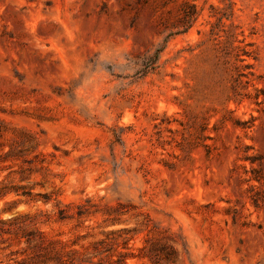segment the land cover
Segmentation results:
<instances>
[{
    "label": "rangeland",
    "instance_id": "1",
    "mask_svg": "<svg viewBox=\"0 0 264 264\" xmlns=\"http://www.w3.org/2000/svg\"><path fill=\"white\" fill-rule=\"evenodd\" d=\"M0 144V264H264V0H0Z\"/></svg>",
    "mask_w": 264,
    "mask_h": 264
},
{
    "label": "trees",
    "instance_id": "2",
    "mask_svg": "<svg viewBox=\"0 0 264 264\" xmlns=\"http://www.w3.org/2000/svg\"><path fill=\"white\" fill-rule=\"evenodd\" d=\"M2 148H3V145L0 144V150H2ZM1 157H2V154H0V158H1ZM0 170H1V169H0ZM8 192H9V191H8ZM8 192H4V193H1V194L5 195V194H8ZM10 192H11V191H10ZM1 224H4L2 220H0V225H1ZM41 246H42V244L39 242V243H37V246H35V247H37V248H39V249H42ZM97 252H98V251H97ZM54 254H55V256H54V261L56 262V264H63V260H62L61 255L59 254V252L55 251ZM95 256H97V255H95ZM100 260H103V259H100ZM85 262H87L88 264H93V262H92L91 259H87ZM98 264H100V263H98ZM118 264H123V263H118Z\"/></svg>",
    "mask_w": 264,
    "mask_h": 264
}]
</instances>
